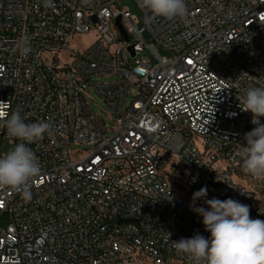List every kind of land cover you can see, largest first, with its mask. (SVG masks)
<instances>
[{"label":"built area","instance_id":"1","mask_svg":"<svg viewBox=\"0 0 264 264\" xmlns=\"http://www.w3.org/2000/svg\"><path fill=\"white\" fill-rule=\"evenodd\" d=\"M133 1L140 26L119 0H0V101L52 125L30 145L41 167L30 196L0 189V264H193L170 240L210 236L183 197L204 186L206 199L264 220V180L239 155L255 127L240 101L264 87V0H186L173 20H148ZM92 30L89 46L68 51ZM23 35L27 55L15 49ZM17 142L0 128V156Z\"/></svg>","mask_w":264,"mask_h":264},{"label":"clouds","instance_id":"2","mask_svg":"<svg viewBox=\"0 0 264 264\" xmlns=\"http://www.w3.org/2000/svg\"><path fill=\"white\" fill-rule=\"evenodd\" d=\"M142 9L150 14L147 19H183L188 12L186 0H139ZM15 49L24 55L31 51L30 39L23 35L15 42ZM241 110L252 113L254 129L244 135L246 143L239 155L244 171L256 179L264 180V87L248 88L240 101ZM6 102L0 101V128L17 143L0 156V189L22 191L28 197V184L41 172L39 160L30 145L51 135L52 125L47 121L26 123L20 111L9 114ZM235 115V114H233ZM206 186L193 193L192 210L203 217L208 238L196 234L172 242L177 254L188 256L193 264H264V220L252 219L250 207L232 198L206 199ZM245 192L242 190V194ZM204 199L208 208L197 207L195 202Z\"/></svg>","mask_w":264,"mask_h":264},{"label":"rangeland","instance_id":"3","mask_svg":"<svg viewBox=\"0 0 264 264\" xmlns=\"http://www.w3.org/2000/svg\"><path fill=\"white\" fill-rule=\"evenodd\" d=\"M119 2L123 7H127L131 15H134L137 18L140 26L142 24L143 16L136 3L133 0H119ZM143 36L144 38H146L145 33L143 34ZM94 40H95V35L93 30L87 34H77L73 37L71 43L68 45V51H72V52L82 51L87 46H89ZM157 49H158V53L161 56H166V57L171 56V53L165 50L164 48H162L161 46H158ZM66 52L67 51L59 52V56L61 59H64V55ZM112 79L113 77H100L96 81L106 82ZM89 95H90L89 103L93 107L96 114H98L100 118L104 119L106 124L111 125L112 115L110 114L109 108L106 105V103L103 100H101L99 96L92 90L89 92ZM9 148H10L9 144L5 143L2 147V151L4 153H7L9 151ZM183 197L185 199L188 208L197 216L202 217L192 210V205H193L192 198L189 195H183ZM195 206L202 207L197 202H195ZM4 224L5 222L3 221L0 222V226Z\"/></svg>","mask_w":264,"mask_h":264},{"label":"water","instance_id":"4","mask_svg":"<svg viewBox=\"0 0 264 264\" xmlns=\"http://www.w3.org/2000/svg\"><path fill=\"white\" fill-rule=\"evenodd\" d=\"M93 19H94V21L96 20L95 17H93ZM115 24H116V26H117V28H118V30H119V32H120V35H121L122 39H123L124 41H126V40L128 39V37H127V34H126L124 28L122 27V25H121V23H120L119 18H117V19L115 20ZM130 49H131V48H130Z\"/></svg>","mask_w":264,"mask_h":264}]
</instances>
